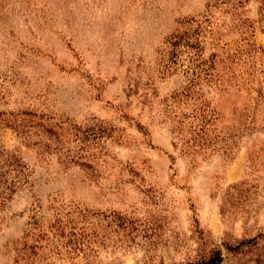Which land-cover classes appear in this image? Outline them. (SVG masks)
Instances as JSON below:
<instances>
[{"label":"rangeland","instance_id":"obj_1","mask_svg":"<svg viewBox=\"0 0 264 264\" xmlns=\"http://www.w3.org/2000/svg\"><path fill=\"white\" fill-rule=\"evenodd\" d=\"M264 264V0H0V264Z\"/></svg>","mask_w":264,"mask_h":264},{"label":"trees","instance_id":"obj_2","mask_svg":"<svg viewBox=\"0 0 264 264\" xmlns=\"http://www.w3.org/2000/svg\"><path fill=\"white\" fill-rule=\"evenodd\" d=\"M219 262H220V257L218 256L215 261H210L208 262V264H219Z\"/></svg>","mask_w":264,"mask_h":264}]
</instances>
